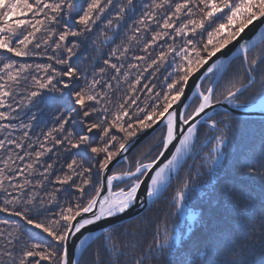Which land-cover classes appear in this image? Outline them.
Instances as JSON below:
<instances>
[{"label": "snow or ice", "instance_id": "6c2138e0", "mask_svg": "<svg viewBox=\"0 0 264 264\" xmlns=\"http://www.w3.org/2000/svg\"><path fill=\"white\" fill-rule=\"evenodd\" d=\"M141 7L143 8L141 15L133 21V25L129 26L130 29L134 33L147 32L149 24L155 22L163 31L153 30L151 39L145 40L140 48L144 55H133L132 59L144 63L143 71L153 68V72H158L168 58L173 57V72L169 73L170 82L167 83L163 93L156 92L148 97L155 102L151 104L145 102V106H139L137 101L140 98L133 94L137 91V85L140 84L141 73L135 81L128 82V93L116 104L115 110L107 106L97 107L102 104V101L111 103V97L104 89H111L112 85L108 82L101 85V80L96 75L89 79L78 66L72 63L73 57L77 56L80 48V38L88 39L98 22L103 21V30L99 35L104 37L105 41L113 39L108 33L118 32L121 22L125 21L126 17L130 19ZM12 17L20 18L10 20ZM73 21L78 27L73 26ZM257 21L260 22L259 25L255 24ZM52 25H62V30L57 32L55 28L50 27ZM261 26H264V0H151L150 3L142 5L137 4L136 0H118V2L117 0H0V51L10 53L11 57L20 58L46 56L47 60L63 66L61 69L55 68L51 63L35 65L19 63L17 66V62L10 58H0L2 62L0 109H8V111H0V121L18 118V115L14 117L12 113L18 114V110L23 111L40 103L44 91L60 93L61 100L64 96L69 97L65 102L67 113L61 112L55 117L56 126L43 133L44 140L40 142L42 150L34 153L35 159L27 163L25 168L20 169V173L23 174L27 170L31 175L35 164L40 163L41 157L52 152L53 148L62 147L65 153L73 149L79 150L73 153L70 162L66 164L67 172L56 176L55 180L51 181L60 187L48 194L47 201L39 197L38 192L34 194L26 192L25 187L29 185L33 189L43 187V180H48L51 175L53 163H47L40 172L43 180H38L35 184L28 179V176L24 177L22 183H9L15 195L4 189L11 199H4V203L0 205V212L19 217L25 225L38 230V233H29L30 240L39 233L45 234L50 240L44 241L41 238L43 242L21 241L19 226L9 230L7 234L4 229H0V264H42V262L47 264H145L151 256V248L147 256L144 253L130 254L127 251L128 246L121 245L114 233L108 229H104L103 232V239L107 243L98 245L95 259L91 261L73 259L69 244L73 237L82 235V229L87 225H95L99 221L111 222V218L118 219L122 214H127L137 201L138 191L144 184L141 177L148 176L150 172L152 174L150 182L146 185V195L150 200L158 198L167 187L170 175L178 171L184 155L191 151L193 142L197 138V117H200L206 109L217 103L235 104L236 107L253 104L264 112V54H256L251 58L249 56L257 43L256 30ZM246 30L254 32L253 39L236 45L237 56L240 59V67L245 72V78L239 84L232 83L228 86L222 94V99L216 97V85L219 84L226 70L224 62L217 59L201 77V80L208 79L207 88L202 90L200 84L196 85L195 93L199 97V102L193 111L188 115H185L183 111L179 113L169 111L172 105L180 101L184 95L185 86L190 77L208 65L218 53L234 45V42L238 41ZM37 33H43V35L37 39ZM165 36L174 41L179 37L182 42L179 45L168 44L149 60L151 56L149 49H152L153 45ZM69 37L76 39L70 42ZM127 39L128 43L122 42V45L112 49L111 54L118 60L129 51V44L133 40L140 43L141 37L133 34ZM258 39L259 43L264 45V31L258 32ZM30 45L32 47H29ZM42 45L44 51L34 50L41 49ZM49 48L55 55L48 54ZM176 58L179 59V63H175ZM103 63L115 71L117 75L113 76V79L119 83L123 64L118 66L111 63L110 59L104 60ZM128 67L139 69L140 65L131 63ZM33 68L38 74L30 71ZM105 71V68H99V74ZM58 77L61 79H57ZM127 77L128 73L124 72V80L127 81ZM257 77H259V89L255 90ZM82 78L84 86L76 90L75 81ZM165 79L167 80L168 77ZM98 85H101L100 90H97ZM144 88L148 93L153 92V88L148 85H144ZM65 89L69 91L65 92ZM246 93L249 94L246 104L238 103ZM18 96L19 99H17ZM133 105L137 107L130 112L129 109ZM93 116L96 118L92 119ZM177 117H179V124L189 125L186 132H182L179 138L176 136ZM162 118L166 125V133L163 135L159 156L163 157L169 146L173 145V141L179 139V143L173 145L174 151L170 153L167 162L154 169L156 161L137 160L134 170L129 168L105 177L106 170L117 155L128 150L129 141L136 137L138 132L152 128ZM32 119H35L34 114ZM77 119L82 125L80 132H75L70 127L66 128L70 121L75 123ZM206 123L210 130L221 133L214 137L216 142L206 157V165L209 161L211 163L209 167V173H211L223 156L222 148L227 138L225 133L229 125L225 124L223 129H219L217 122L211 117ZM30 127L31 123L20 125V128ZM14 128L15 126L11 123H0V130ZM94 130L98 132V137L89 135ZM53 133L59 135L54 136ZM116 133H121L122 136L118 137ZM27 137L28 132L23 133L20 141L5 136V139H0V149H5L6 143L21 148L23 139ZM49 141H51V147L48 146ZM25 155L33 154L26 152ZM77 156L80 158L77 159ZM11 158L9 155L8 159ZM17 158L24 160V156ZM4 164L6 168L9 167L7 160ZM93 169L96 170L99 182L93 178ZM74 177H79V182ZM5 179L10 178L4 175V169H0V188H3ZM115 181H120L123 186L115 185ZM68 188L74 189V192L78 194L74 197V202L69 199L66 205L60 206L58 212L44 209L46 203L52 204L56 201L55 193L67 191ZM104 188L107 191L106 195H102ZM187 188L188 183L185 182L183 190L177 191L174 197L177 208L182 206ZM38 198L39 204H37ZM42 209L51 214L43 219L36 218L44 215ZM88 213H91V216L85 218L84 214ZM77 217L80 219L77 220ZM7 223L5 220H0V224ZM24 231L27 232V229ZM90 239V236H84L78 243H73L72 247L83 255L91 249L93 243H96V241L90 242ZM169 246V238L165 235L164 248L167 249ZM101 248L106 253V257H101ZM156 250L158 253L162 251L159 242L156 244ZM192 264H199V262L194 258ZM260 264H264V256L261 257Z\"/></svg>", "mask_w": 264, "mask_h": 264}, {"label": "trees", "instance_id": "16d2710c", "mask_svg": "<svg viewBox=\"0 0 264 264\" xmlns=\"http://www.w3.org/2000/svg\"><path fill=\"white\" fill-rule=\"evenodd\" d=\"M136 2L142 5L143 3H150L151 0H136ZM142 11L143 8L141 7L130 19L126 17L125 21L121 22V28L118 32L108 33L113 37L111 40L105 41V38L99 35L100 31L103 30V21L98 22L88 39L80 38V48L77 56L73 57L72 63L78 66L89 79L96 75L101 80V85L105 82L112 85L111 89H104L109 93L111 103L102 101V104L97 107L107 106L111 110H115L116 104L128 93V82L135 81L137 76H141V73L140 84L137 85V91L133 94L139 96L140 99L137 101L139 106H145V102L148 104L155 102L148 97L153 96L156 92L163 93L167 83L170 82L169 73L173 72V57L170 56L158 72H153V68L143 71L144 63L132 59L133 55H144L140 48L145 40L151 39L153 30L163 31V29H159L157 23L151 22L149 31L134 33L129 26L133 25V21L141 15ZM17 18L20 17H12L10 20ZM72 23L74 27H78L74 21ZM50 27L55 28L57 32L62 30V25ZM133 34L141 37L140 43L133 40L129 44V51L118 60L116 56L111 54L112 49L122 45V42L128 43L127 37ZM42 35L43 33H37V39ZM75 39L69 37L70 42ZM93 41L96 42L93 43ZM181 42L179 37L174 41L165 36L164 39L158 40L152 49H149L151 53L149 60L157 52L166 48L168 44L179 45ZM34 50L44 51V46ZM48 54L55 55L50 48ZM256 54H264V45L258 43L249 53V56L251 58ZM0 58H10L17 62V66L19 63L32 65L51 63L57 69L63 67L56 65L54 61L47 60L46 56L20 58L11 57L10 53L0 51ZM106 59H110L111 63L118 66L123 64L120 70L119 83L113 79V76L117 75L115 71L103 63ZM179 62V59L176 58L175 63ZM131 63L139 64L140 68H129L128 65ZM0 67H2V62H0ZM99 68H105V73L99 74ZM30 71L38 74L35 73L34 68ZM124 72L128 73L127 81L123 78ZM173 74L175 75V73ZM166 77H168L167 80ZM244 78L245 72L240 67V59H233L222 74L219 84L216 85L215 96L222 99V94L228 86L232 83L239 84ZM57 79L61 78L58 77ZM63 79L66 80L67 78ZM75 84L76 90H79L80 87L84 86L83 78L75 81ZM101 85L97 86V90H100ZM144 85L152 87L153 92L148 93ZM57 86L62 87V85ZM201 86L202 90L207 88L208 79L204 80ZM258 89L259 77H257L255 90ZM64 91L68 92L69 90L65 89ZM19 98L18 96L17 99ZM248 98L249 94L246 93L238 103L246 104ZM68 99V96H64L61 100V94L58 92L44 91L40 103L25 108L23 111L18 110V114L12 113V116L17 117L18 115V118L0 121V123H11L15 126L14 129L0 130V139L9 136L13 140L20 141L23 138V133L28 132V137L23 139L21 148L6 143L5 149H0V169H4V175L10 178L5 179L3 188H0V205L4 203L5 198L11 199L4 189L15 195V191L9 187V183H22L25 176H28L33 184L38 180H43L40 172L47 166V163H53L54 167L49 179L43 180L44 186L33 189L29 185L25 187V191L33 194L38 192L39 197H43L47 201L49 199L48 194L60 187L51 181H54L56 176L67 172L66 164L70 162L73 153L79 151L77 149L65 153L62 147L53 148L52 152L41 157L40 163L35 164L31 175L28 174L27 170L23 174L19 170L25 168L27 163L35 159L34 153L36 151L42 150L40 142L44 140L43 133L56 126V116L61 112L67 113L68 109L65 107V102ZM198 102L199 98H194L186 109L185 115L190 114ZM88 103L93 104L94 102ZM136 107L137 105H133L129 111H134ZM0 111H8V109H0ZM33 114L35 119H32ZM95 118V116L92 117V119ZM78 119L75 123L70 121L66 128L70 127L75 132H80L82 125L78 123ZM211 119L217 122L219 129H223L225 124L229 125V129L225 133L227 138L222 148L223 156L214 170L209 173L211 163L209 161L206 165L205 161L216 142L214 137L221 133L210 130L207 123L199 124L197 138L193 142L191 151L186 154V158L180 165L178 172L173 176L174 178L169 183L166 192L137 218L116 224V226L108 229L114 233L121 245L126 244L128 246L127 251L130 254L144 253L147 256L151 248V256L145 264H192L194 258L199 264H205V262H210V264H260L261 257L264 256V117L245 118L230 113H219L212 116ZM28 123H31L30 128H20L21 124ZM165 133L166 126L157 129L154 134L135 146L124 161L115 165L110 175L126 171L129 168L134 170L137 160L143 162L156 160V156L162 149V139ZM53 135L58 136L59 134L53 133ZM89 135L98 137V132L94 130ZM116 135L122 136L121 133H116ZM48 146H52L51 141L48 142ZM26 152L33 155L27 156L25 155ZM9 155L12 157L10 160L8 159ZM81 155L83 154L81 153ZM18 156H24V160H19ZM76 158L79 159L80 157L77 156ZM5 160L8 161L9 167L7 168L4 164ZM93 178L99 182L95 169H93ZM74 179L79 182V177H74ZM185 182L188 183L185 199L182 206L177 208L174 197L178 190H183ZM114 184L123 186L121 182ZM55 195L56 201L52 204L46 203L44 209L58 212L60 206L66 205L69 199L74 202V197L78 194L74 192V189L68 188L67 191L62 190ZM37 204H39V198ZM42 211L44 210L42 209ZM51 212L44 211V215L36 218L43 219ZM0 220L8 222L7 224H0V229H4L5 234L19 226L21 228V241L37 242L41 241V238L44 241L50 240L43 233H39L30 240L29 233H38V230L25 225L19 217L0 212ZM24 229H27V232ZM165 235L169 238L170 246L167 249L164 248ZM92 241H96V243L92 244L88 252L80 256L83 261L95 259L98 245L107 243L103 239V233ZM157 242L162 249L160 253L156 250ZM100 255L106 257L102 248ZM42 264H47V262H42Z\"/></svg>", "mask_w": 264, "mask_h": 264}, {"label": "water", "instance_id": "95a60500", "mask_svg": "<svg viewBox=\"0 0 264 264\" xmlns=\"http://www.w3.org/2000/svg\"><path fill=\"white\" fill-rule=\"evenodd\" d=\"M255 24L259 25L260 22L257 21ZM264 31V26H261L259 29L256 30V39L257 43L254 47H256L259 43L258 39V32ZM254 37L253 31H247L246 33L242 35L238 41L234 42V45H230L229 48L224 49L221 53L217 54V57H214L212 61H209L208 65H205L204 68L200 69L199 72H196L192 77H190L188 84L185 86V92L184 95L181 97L180 101H177L175 104L172 105V108L169 109V111H175L177 113L184 112L186 114V109L188 108L189 104L192 102L194 98H199L198 95L195 93V88L197 84H200L205 80H201V77L203 76L206 69L217 59L224 62L225 69L227 70L228 64L235 58H238L237 56V47L236 45L240 43H244L246 41H251ZM225 70V71H226ZM224 71V72H225ZM242 104V103H241ZM219 113H225V114H233L236 116H242L245 118H262L264 117V112H262L259 107L254 106L253 104H247V106L242 107H236L235 104H228V103H217L214 104L213 107L206 109L204 113L201 114L200 117H197V127L199 124L206 123V120L209 117H212L214 115H217ZM167 115V114H166ZM163 126H166L163 123V118L161 121L157 122L155 125H153L152 128L147 129L143 132H140L137 134L136 137H133L129 143H128V150L126 152H121L117 157L112 161V163L109 165L108 170L105 172V177L107 175H110V172L113 170L114 166L118 163L124 161L127 157V155L134 150L135 146H137L139 143L144 141L146 138L151 136L155 133V131ZM189 125H182L179 124V117H177V129H176V136L179 138L180 134L182 132H186ZM176 139L173 141V145H177L179 143V139ZM173 145L169 146V149L165 151V155L163 157H160L159 154L156 156V163L154 165L155 167L162 166L164 163L167 162V159L170 158V153L174 151ZM162 150V149H161ZM185 157L182 159V162L184 161ZM180 164V165H181ZM180 168V166H179ZM178 172V171H177ZM174 172L170 175V179L167 182V187L169 183L174 178L173 176L177 173ZM152 172L149 173L148 176L141 177V179L144 180V184L141 186L140 190L138 191V198L135 204L129 209L127 214H122L120 218H111V222L106 221H99L95 225H87L84 229H82V235H78L77 237H73L70 241L69 248H70V254L73 259H80L81 252L77 251L74 247H72L73 243H78L80 239H82L84 236H90V242L94 240L96 237L100 236L104 232V229H109L113 226H116V224L127 222L128 220H131L138 215L142 214L145 210L148 209V207L157 201L158 198H154L153 200H150L146 195V185L150 182V176ZM120 182V181H115ZM114 182V183H115ZM165 188L158 197L163 195L168 188ZM107 191L106 188L102 189V195H106ZM91 216V213L84 214L85 218H89ZM80 217H77V220H79ZM75 223V222H74Z\"/></svg>", "mask_w": 264, "mask_h": 264}, {"label": "rangeland", "instance_id": "374dc122", "mask_svg": "<svg viewBox=\"0 0 264 264\" xmlns=\"http://www.w3.org/2000/svg\"><path fill=\"white\" fill-rule=\"evenodd\" d=\"M205 80H206V79H205ZM186 154H188V153H186ZM186 154H185V155H186ZM144 212H145V211H144ZM135 218H137V217H135ZM133 219H134V218H133Z\"/></svg>", "mask_w": 264, "mask_h": 264}, {"label": "bare ground", "instance_id": "6f19581e", "mask_svg": "<svg viewBox=\"0 0 264 264\" xmlns=\"http://www.w3.org/2000/svg\"><path fill=\"white\" fill-rule=\"evenodd\" d=\"M207 120H208V119H207ZM186 156H187V155H184V157H186ZM184 157H183V158H184Z\"/></svg>", "mask_w": 264, "mask_h": 264}]
</instances>
